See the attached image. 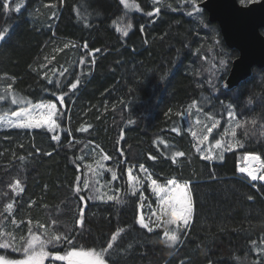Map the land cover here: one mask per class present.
I'll return each instance as SVG.
<instances>
[{
  "label": "trees",
  "instance_id": "16d2710c",
  "mask_svg": "<svg viewBox=\"0 0 264 264\" xmlns=\"http://www.w3.org/2000/svg\"><path fill=\"white\" fill-rule=\"evenodd\" d=\"M130 1L139 6L134 12H125L120 0H0V31L7 28L0 40V114L56 103L60 95L65 106L59 140L46 128L0 130V230L27 236L29 227L49 229L56 218L77 249H88L106 247L123 228L109 264H264L258 250L264 249V182H250L236 168L246 152L264 159V68L254 67L227 90L223 81L238 53L208 21L198 6L202 0H196L199 13L190 0ZM129 22L133 27L124 36L120 29ZM13 96L26 102L12 104ZM229 110L242 127L228 118ZM208 114L220 120L210 133ZM252 118L256 125L244 123ZM233 130L244 147L220 159L215 140H233ZM195 146L212 149L213 159H202ZM92 149L110 157L107 166L124 160L144 165L157 180L190 182L194 214L174 249L161 242L162 228L149 233L136 223L141 199L123 191V166L117 165L114 188L126 202L93 198L85 206V192L75 188L94 162ZM16 179L23 191L5 192ZM142 192L153 205L146 184ZM3 196L13 203L11 212H4ZM81 208L83 226L77 223ZM65 249H71L66 241L54 251ZM0 255L19 259L21 252L7 247Z\"/></svg>",
  "mask_w": 264,
  "mask_h": 264
},
{
  "label": "snow or ice",
  "instance_id": "6c2138e0",
  "mask_svg": "<svg viewBox=\"0 0 264 264\" xmlns=\"http://www.w3.org/2000/svg\"><path fill=\"white\" fill-rule=\"evenodd\" d=\"M155 3H159L160 0H154ZM252 0H241V3H250ZM120 3L124 5L126 8L129 7L128 0H120ZM192 7L195 12L199 13L200 9L196 7V0H190ZM9 4L5 2L3 4V8L5 11L9 10ZM19 5H17V11H19ZM137 9L138 5H134ZM156 11L159 12V8H156ZM149 16L153 15V13H147ZM191 15V12L189 13ZM133 27L132 23L129 22L125 26V28L120 29L124 36L128 35L129 30ZM7 32V28L3 31H0V40L5 38V33ZM68 44H65L64 47H68ZM85 49H87V45H84ZM99 49L94 50V52H98ZM93 53H89L90 55H94ZM84 61L81 60V63ZM221 65H225V61L223 59L220 60ZM63 75V73H61ZM71 89L77 88V83H72L70 85ZM11 90V86L5 91L8 92ZM4 99L3 96H0V100ZM61 103L64 102V95H60L58 97ZM26 101L24 99H16L13 96L11 100L12 104H24ZM30 103V102H28ZM251 103V101H249ZM193 106H195V102H193ZM229 109H232L231 105L227 106ZM36 110L40 111L39 115H35L34 112ZM56 104L54 103H39L35 104L32 108H21L19 111H12L11 116L15 117V120H11V118H6L4 114H0V124L6 122L13 127L18 129H42L46 128L48 132H53L57 123L54 120L56 117ZM227 116L229 119L236 121V127H242L243 124L241 121L236 119V114L234 111L229 110L227 112ZM208 119L213 120L211 127L207 128V131L210 133L217 125L220 123L219 119H213V115L208 114ZM199 123V121H196ZM244 123H250L251 125H256L257 119L252 118L250 121H245ZM82 131L86 129H81ZM174 132H179V129H173ZM193 136L196 135L195 132L192 133ZM233 140L228 141L227 143L222 144L221 139L215 140V147L217 149H222L220 154V159H223L224 151H231L235 147L243 148L244 144L241 143L238 139H235L236 132L232 131ZM53 140H59L60 137L53 135ZM208 140V136L205 135L200 140V143ZM197 151L200 152L201 149L197 148ZM175 156H184L183 152H176ZM202 159L211 160L213 159L211 154L202 155ZM23 159V158H21ZM82 159V158H80ZM103 159L109 160L110 157L108 155H104ZM149 159H155V157H149ZM174 159V158H173ZM243 166H238V171L246 174L250 181H262L264 182V159L261 158L260 154L257 153H245L243 156ZM175 162V160H174ZM98 167L102 168L103 165L97 162ZM89 170L93 173L94 176H98L99 173L96 169L92 168L91 165H86ZM141 171H147L144 168V165H139ZM111 171L112 179H116V172ZM129 184L133 185L135 183H139L136 180V177L132 175V170L129 169L128 172ZM151 190L156 193L159 200V207L156 210H152L149 206V215L146 217L143 214L144 200L145 197L141 196V203L138 207L141 209L139 215L137 216L136 223L139 224L141 229H146L149 233L155 231L156 228H162V233L160 234V240L164 243L165 247L169 249H174L178 243L181 242V232H184L186 229L190 227V222L193 218L194 214V204L193 198L191 194V190L187 184V182L180 184L176 179H168L166 185H157L156 179H151ZM78 186L75 188V192L77 194L81 193L83 190H88L92 193L87 198L81 195L80 199L85 201L87 199L93 198H103L96 197L95 193L100 191V188L96 187V184L99 181H95L90 185V182L87 178H85L82 182V187L79 186L80 178L77 177ZM11 190L15 192L17 195L23 191L21 187V181L16 179L14 183L10 186ZM138 189L133 186L131 195L135 196ZM106 195V194H105ZM108 200H115L117 203H125L126 201H122L117 196L107 195ZM249 199H252L250 196ZM13 209V203H7L4 208V212H11ZM2 215V213H0ZM155 218L154 220L152 218ZM84 210L80 209V217L77 223L81 226L84 224ZM29 225H31V220L28 221ZM55 223V222H54ZM13 225L18 227L19 225L15 220L12 221ZM38 228L43 229V232L40 234H36L31 227L28 228L29 235L25 236L22 232H17L15 228L9 230L5 228L4 230H0V249H4L7 247H13L14 251H19L22 253L21 258L19 259H9L3 255H0V264H45V261H48V264H56V262L64 261L66 264H109L110 250L113 249L115 241H117V237L119 233L123 232L124 229L121 228L118 232L112 235L109 242H107L106 247H92L85 249L84 247L76 248L75 245L72 244V240L69 238L68 233H59L54 230H49L45 227L44 224L39 223L37 225ZM67 242L68 245H71V249H65L64 254H59L58 251H54L60 243ZM253 245H256V242L253 241ZM260 251H264V249H258Z\"/></svg>",
  "mask_w": 264,
  "mask_h": 264
},
{
  "label": "water",
  "instance_id": "95a60500",
  "mask_svg": "<svg viewBox=\"0 0 264 264\" xmlns=\"http://www.w3.org/2000/svg\"><path fill=\"white\" fill-rule=\"evenodd\" d=\"M198 6L207 13L208 21L218 25L225 45L238 53L223 81L225 89L247 79L254 67L264 68V35L260 31L264 28V0L248 4L238 0H202Z\"/></svg>",
  "mask_w": 264,
  "mask_h": 264
},
{
  "label": "rangeland",
  "instance_id": "374dc122",
  "mask_svg": "<svg viewBox=\"0 0 264 264\" xmlns=\"http://www.w3.org/2000/svg\"><path fill=\"white\" fill-rule=\"evenodd\" d=\"M128 4H129V7H127V8L124 5H122L125 12L126 11L127 12H134V11L137 10V8L134 7L133 3H131L130 0H128ZM41 103H46V102H41ZM47 103H54V102H47ZM35 104H39V103H35ZM35 104H29V105H27V106H25L23 108H32ZM54 104H56V111H57V115H56V117H54V120L57 123V127H56V129L53 132H50V133H51L52 136L53 135H56V136H59L60 137V134H61V131L62 130H61V128L58 125V122H59L58 118L60 117V114L62 115V112L65 110V106H64V103H61L60 102V100L58 102L54 103ZM19 110H21V109H19ZM19 110H16V111H19ZM34 114L35 115H39L40 114V111L39 110H36L34 112ZM5 116H6V118H9L10 117L11 120H15V117L11 116V114H7ZM6 129H13V127H11L7 123V119H6V122L5 123L0 124V130H6ZM24 130H32V129H24ZM195 148H196L195 151L198 153L197 148H200V147L199 146L198 147L195 146ZM91 151H92V154H93L92 156L94 158V162H93L94 164L93 163H90L88 165H91L92 168L96 169V171L99 173V175L98 176H94L93 173L89 170V168H87L85 170V173H84V178H82L80 181L82 182L85 178H87L89 180V182H90V185L93 182H95V181H99V183L96 184V187L100 188V191L97 192V193H95V196L96 197H103V198H97V199L108 200L107 199V195H114V196H117L119 199L122 198L123 192H118L114 188V182L116 181V179H118V174H117V171H116V168H117V165H118V166H123L122 169L124 171V173L122 174L123 175V184L121 185V187H123V191H127V193H130L131 194L132 188H133V186H135L138 189V191L136 193H139V196L140 197L141 196L145 197L144 194H143V192H142V186L144 184H146L148 190L152 194V196L154 198V204L151 205L150 202H145V200H144V202H143L144 203V208H147L148 211H147L146 215H145L144 212H143V214L146 217L149 215V206L151 207L152 210H156L159 207L158 196H157L156 193L152 192V190H151V180L149 179V177H151V179H155V177L149 171V169H147V168L144 167L145 169H147V171L146 172L145 171H141V169H140L139 166H136L135 167V166L129 165V164L125 163L124 160H120V162H118V163H114L111 166H107V165H105L103 163V162H105V160L103 159V156L106 155V154L100 155L98 152H96L95 149H92ZM199 154L201 156L202 155H205L206 156L208 154H211L212 157H213V150L204 147V148H201V151L199 152ZM97 162H99V164L103 165V167L102 168L98 167ZM243 163H244L243 162V159H242L241 162H237V164H236L237 172L240 175L245 176L250 181V178H248L246 176V174L241 173V172L238 171V166H243ZM109 169H111L112 171L116 172V179L115 180L112 179L111 171H109ZM129 169L132 170V175L134 177H136V180L139 181V183H135L134 182L133 185H130L129 184V179H128ZM167 180L168 179H160V180H157V185L158 186H160V185H166ZM177 182L180 183V184L185 183L183 181H178V180H177ZM250 182H252V181H250ZM256 182H258V181H256ZM12 183H14V181H12L11 184ZM10 185H7L5 187V192H9L11 195L12 194H16L15 192H13L11 190V188L9 187ZM83 191L85 192V197L86 198L89 195H92V193L90 191H88V190H83ZM6 200H9L8 199V196H3L2 197V201H3V203L5 201V203H4L5 206L7 204ZM140 211H141V209H140ZM57 213H59V212L56 211L54 213V215H57ZM152 219L154 220L155 218L153 217ZM32 229H33L34 232H36V234H40L41 232H43V229H40V228H36L35 227V228H32ZM49 230H54V231H57L59 233H65L66 226H65V224L63 222L58 221L56 218H52V219L50 218V221H49ZM59 254L63 255L64 252L63 253H59ZM21 256H22V253H21ZM45 264H48V261L47 260L45 261ZM56 264H66V262L59 261V262H56Z\"/></svg>",
  "mask_w": 264,
  "mask_h": 264
}]
</instances>
